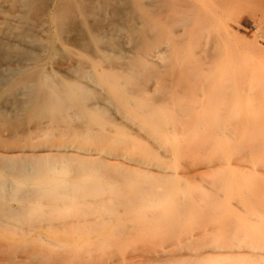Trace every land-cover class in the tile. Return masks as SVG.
I'll list each match as a JSON object with an SVG mask.
<instances>
[{"label":"bare ground","instance_id":"obj_1","mask_svg":"<svg viewBox=\"0 0 264 264\" xmlns=\"http://www.w3.org/2000/svg\"><path fill=\"white\" fill-rule=\"evenodd\" d=\"M234 7L258 19L264 41V0H0V264H95L98 260L107 264V258L120 259L117 249H125L130 258L134 255L130 249L144 250L140 255L149 253L148 258L155 259H148L150 264H198L177 244L178 253L169 255L159 254L155 245H173L174 240L180 244L190 236L189 225H184L197 222L202 225L195 228L221 221L223 248L248 239L256 241L257 249L264 248V225L258 226L260 237L249 230L244 233L246 224H264V85L253 87V82L248 87V71L233 58L230 63L225 55L229 61L222 63L221 41L227 34L220 22ZM246 96L255 101H247ZM200 97L205 99L200 105L203 113ZM239 97L247 101L244 107L249 103V111L234 113L244 103ZM187 99L199 103L192 106ZM232 101L241 104L233 108ZM252 103L256 115L250 112ZM187 115L191 118L185 122ZM210 117L220 118L216 131L204 130ZM130 128L140 139L131 136ZM216 137L226 144L222 148L228 149V159L234 158L236 172L222 184L228 189L225 207L231 212L221 219L213 206L216 199L219 205L224 202L221 195L215 193L217 198L211 199L214 194L190 186L188 197V185L119 156L131 153L160 165L173 157L184 164L187 157L215 147ZM144 138L148 144L142 142ZM253 158L261 167L241 166ZM220 166L212 165L204 173L217 172ZM251 174L254 181L243 183ZM167 202L171 206L161 211ZM204 204L212 207L202 209ZM246 209L253 214L243 221L245 216H240ZM39 228L52 234L60 229L69 232L68 240L91 233L99 236L90 245V239L87 244L83 239L78 244L52 243L44 231L33 235ZM200 233L194 234L200 238ZM206 241L209 245L210 239ZM196 243L190 239L178 245L186 250ZM220 255L222 264H248L254 257L264 261L261 250L250 256L245 253L248 260L236 251Z\"/></svg>","mask_w":264,"mask_h":264},{"label":"rangeland","instance_id":"obj_2","mask_svg":"<svg viewBox=\"0 0 264 264\" xmlns=\"http://www.w3.org/2000/svg\"><path fill=\"white\" fill-rule=\"evenodd\" d=\"M232 10H229L223 17H222V19H226V21H227V23H225V21H223L222 19H221V22H220V24L222 25L223 23V25H222V27H223V30H224V32H223V34H227L226 35V38H222V41H223V43H222V41H221V52H222V63L223 64H227L228 63V61H229V59L227 60V56H229L230 57V63H237L238 64V66L240 67V68H242L246 73H247V71H248V73H249V78H247V80L245 81V83H247V85H248V87H250L251 85H252V83L254 82V84L252 85L253 87H259V86H263L264 85V83H262V82H264L263 80H264V51L263 52H260L261 51V48H262V50H263V48H264V41L262 40V39H260V37H259V35H260V30H258L259 28L257 27V21H258V19L256 18L255 19V17H252L253 15H251V14H249V13H243V11L241 10V9H239L238 7H234V8H231ZM223 21V22H222ZM224 25H226L225 27H224ZM229 31V32H228ZM256 33H258V34H256ZM234 35V36H233ZM230 38H229V37ZM258 38V39H257ZM255 40V41H254ZM248 41V42H247ZM247 42V43H246ZM258 42V44H259V46L260 45H262V47L261 48H259V46L256 44V43ZM249 43V44H248ZM255 43V44H254ZM247 48H246V47ZM258 48L260 49V51L258 50ZM258 51H259V53H258ZM225 55H227V56H225ZM228 57V58H229ZM233 58V59H232ZM231 59H232V61H234V62H231ZM262 69V70H261ZM250 71V72H249ZM262 71V72H261ZM252 72V73H251ZM258 72H260V74H257ZM247 73V74H248ZM251 73V74H250ZM252 74H257L256 76H259V79H258V77H256L255 75H253L252 76ZM251 76V77H250ZM261 76V77H260ZM263 76V77H262ZM254 77V78H253ZM254 79V80H253ZM263 79V80H262ZM250 82H251V84H250ZM206 99H208V97H205ZM239 98H242V99H240L241 100V103H243L242 105H240V106H243V105H247V101H248V97L246 96L245 98H246V100H245V98H243V97H239ZM252 98H254V97H252ZM200 104H199V109L200 108H202L200 105L201 104H203V101H205V99H204V97H200ZM204 99V100H203ZM237 99H238V97H237ZM237 99H235V100H237ZM250 99H251V97H250ZM249 99V100H250ZM203 100V101H202ZM239 100V101H240ZM253 102L255 101L254 99H251ZM188 101H190V99L188 100L187 99V102ZM194 102V105H196L197 103H199V102H196L195 100H193ZM201 101H202V103H201ZM239 101H237V102H239ZM236 102V103H237ZM246 102V103H245ZM257 102V101H256ZM256 102L254 103V105H256ZM189 103V105H192L193 106V103H192V99H191V101L190 102H188ZM235 103V101H232V107L234 108L235 106L237 107L238 106V104H241L240 102L238 103V104H236ZM251 103V102H250ZM198 105V104H197ZM196 105V106H197ZM205 105L206 106H204V107H208L207 105H208V102H205ZM252 105H253V103H252ZM254 105H253V110L252 111H250L251 113L253 112V111H255V110H258V109H255L254 108ZM225 106V105H224ZM239 106V107H240ZM238 107V108H239ZM238 108H236V110L234 111V113L236 112L237 114H239V113H243V111H241V110H243V109H250V106H249V103H248V107L246 108V107H240V109H238ZM252 108V107H251ZM258 108V107H257ZM246 110V111H249V110ZM259 109H260V107H259ZM202 111H200V110H196L195 109V111H197V112H202L203 113V111H204V109L202 108L201 109ZM211 110V109H210ZM232 110V109H231ZM234 110V109H233ZM213 111V110H212ZM212 111H211V113L210 114H212ZM194 112V111H193ZM192 112V113H193ZM196 112V113H197ZM199 112V113H200ZM231 111L229 110V113H230ZM257 112V111H256ZM256 112L255 113H252V114H254V115H256ZM195 112L193 113V114H196ZM208 113H209V111H208ZM228 113V112H227ZM229 113L227 114V115H229ZM258 113V112H257ZM230 114H233V113H230ZM249 115H250V113H249ZM189 116H191V115H189ZM252 115H250V117H251ZM255 117V116H254ZM187 118H191V117H188V115H187V117L185 116L184 117V121L186 122V119ZM218 117H215V119L213 118V119H211V117H210V120H206V122H208L207 124L208 125H205V126H207L206 127V129H204V130H209V132H210V130H214V131H216L217 129H219L218 127H219V125L217 126V124L219 123L218 121H220V118H218L219 120H216ZM231 118V117H230ZM226 119H228V118H226ZM225 119V120H226ZM250 119H254V118H250ZM189 120H191V119H189ZM224 120V119H223ZM221 121H222V119H221ZM213 122V123H212ZM217 122V124H215ZM215 126V127H214ZM205 128V127H204ZM264 128V127H263ZM262 128V129H263ZM131 129V131H129L130 132V134H131V136L133 135H135L134 137H137V133H135L133 130L134 129H132V128H130ZM129 129V130H130ZM216 129V130H215ZM264 130V129H263ZM132 132H134L133 134H132ZM212 132V131H211ZM229 134H232L231 132H228ZM138 138V137H137ZM217 138V137H216ZM138 139H140V136H139V138ZM145 140H147V139H145L144 138V140L142 141V142H144L145 144L147 143ZM219 139L217 138L216 140L214 139V143H213V145H215V147L214 146H212V144H211V146H212V148L210 147V149H209V147H208V152H204V155L203 154H201L200 156H196V157H193V155H191V157H192V160H191V157L190 158H186L185 159V161H184V164H183V162L181 161H177L178 159H176L175 158V161L177 162H175L174 161V158L172 157V158H170V159H168V158H165L164 160H166V162H168L169 164H167L166 163V165H160L159 163H156V162H153V161H147V160H140L137 156H135V155H132L131 153H119V156H120V158L121 159H124V161H126L127 163H130V164H132V165H135V164H141L142 165V167L143 168H145V169H148V170H153V172L154 173H158V171H161L164 175H166V179H169V178H172V177H174V178H172L171 180H173L174 182H176V183H180L181 185L183 184L184 186H187L185 189L187 190V192L188 193H190L189 194V196L188 197H190L191 196V191H189V190H191L190 188L192 187V189L194 190V189H196V188H199V191H201V193H203V192H205L206 191V193H208V195L209 194H211V195H215L214 197H212L211 195V199L212 198H214V199H216L217 197H216V194L215 193H217V195L219 194V195H221L222 197H224V195L226 194V196H227V193H228V189L227 190H225V188H224V186L222 185V184H224L223 183V181H225V178H231V179H233L234 177H236V172H234V162H233V160H234V158H230V159H228V157H230V156H228V149H223L224 147L226 148L227 146H226V144H224V142L223 141H218ZM148 141V140H147ZM149 142V141H148ZM148 144V143H147ZM222 145H224V146H222ZM219 147V148H218ZM223 147V148H222ZM215 148V149H214ZM221 149V150H220ZM223 149V150H222ZM216 151H218V152H216ZM221 151H222V153H221ZM227 152V153H226ZM215 153H216V157L214 158V159H212L213 158V156L215 155ZM231 153V151L229 150V154ZM219 154L223 157V155L225 156V157H218L219 156ZM223 154V155H222ZM205 155H208V156H205ZM232 156V155H231ZM205 157V158H204ZM189 159H190V161H189ZM227 159L228 160H230L231 162L229 163V161H227ZM168 160H170V162L168 161ZM194 160V161H193ZM253 160H256L255 162L253 161ZM253 160H249L251 163H249V161L248 162H246V161H243V163H241V166H243V167H247L248 166V168L250 167H252V170H254L255 168H259L258 166H260L261 167V165L259 164V162H258V160L257 159H255V158H253ZM188 163H187V162ZM196 161H197V164H196ZM177 164V166H179L180 165V163H181V165H183V167L181 166V168H180V171L178 170L179 168L176 166V165H174L175 163ZM191 162V163H190ZM194 162V163H193ZM252 162H254V164L256 163L257 164V166L255 167V165L254 164H252ZM170 163H171V165H170ZM186 163V164H185ZM226 163V165H222V164H225ZM229 163V164H228ZM232 163V164H231ZM212 165H218V166H220L221 168H220V170H218L217 172L216 171H213V172H206V173H204V169H206V168H209V167H211ZM191 166V167H190ZM223 166H225L227 169H229L228 167H230L232 170H233V172L231 171V170H229V172L231 173V174H229V173H227L228 172V170L227 169H222V167ZM172 169H171V168ZM177 167V168H176ZM189 167V168H188ZM225 167H223V168H225ZM184 170H183V169ZM189 169H190V171H189ZM195 170V172H196V170H200L201 171V173L200 172H196V173H194V170ZM191 170H192V172H191ZM190 172V173H189ZM182 173V174H181ZM184 173H186V174H184ZM189 173V174H188ZM213 173H215V174H213ZM200 174V175H199ZM249 174V173H248ZM186 175V176H185ZM202 175V176H201ZM213 175V176H212ZM230 175V176H229ZM254 175V174H253ZM192 178H191V177ZM201 176V177H200ZM175 177H176V179H175ZM188 179H187V178ZM199 177V178H198ZM205 177V178H204ZM215 177V178H214ZM253 176H252V174L251 175H247V177H245L246 178V180L244 181L243 180V183H246V184H248L249 182H253L254 181V179L252 180V179H250V178H252ZM204 178V180L203 181H201L202 179ZM206 178H208V179H206ZM211 178H213V179H211ZM248 178L250 179V181H248ZM187 180H189V181H187ZM194 180H197L198 181V183H196V181H194ZM210 180H213V181H211V182H209ZM180 181V182H179ZM199 181H200V183H199ZM216 181H218V182H216ZM205 182H208V184H204ZM213 182V184H211ZM214 182H215V184H214ZM187 183V184H186ZM217 183H218V185H217ZM196 184V185H195ZM199 186H198V185ZM210 184H211V186H213L214 185V188L213 187H211L210 186ZM221 184V185H220ZM182 185V186H183ZM216 185H217V187H216ZM191 186V187H190ZM204 186H206V187H210V191H208V188H206V189H203L202 187H204ZM196 187V188H195ZM213 188V189H212ZM212 189V190H211ZM215 189V190H214ZM197 190V189H196ZM205 190V191H204ZM203 191V192H202ZM226 191H227V193H226ZM198 192V191H197ZM221 192H222V194H221ZM225 193V194H224ZM202 196H205L206 194H201ZM220 196V197H221ZM193 197V196H192ZM192 197L190 198V199H192ZM219 198L220 200H224V202H222V204L221 205H219L218 203H220L219 201H216V200H218V199H216L214 202H213V206H214V209L215 208H217V210H219V211H223V213H221V214H219L220 212L219 211H217L216 209V211L215 212H217V214H216V216H218V218L219 219H221L222 217H224L225 215L227 216V214H229L231 211L228 209L227 210V208L228 207H225L226 206V201L228 200V196L227 197H224V198ZM227 199V200H226ZM228 202V201H227ZM235 203H237L236 201H235ZM169 204V206H171V204H170V202H167V203H165V205H164V203H163V205H162V207H158L161 211H165L166 210V208L168 207L169 208V206H167ZM206 204V203H205ZM205 204H204V206H202L201 208L202 209H204V208H211L212 206L211 205H206L205 206ZM236 205V204H235ZM157 205H155V207H156ZM160 206V205H159ZM221 207V208H219V207ZM225 207L226 209H224L223 207ZM121 210H122V208H120ZM214 209H211V213L214 211ZM224 209V210H223ZM168 210V209H167ZM213 210V211H212ZM225 210H227V211H225ZM207 211V210H206ZM227 212V213H226ZM244 213H242V215L240 216V217H244V219L242 218V220L243 221H246V220H248V218H252V217H249L250 216V214H248V213H252V211H249V210H247L246 209V211H243ZM247 214H248V216H247ZM253 214V213H252ZM251 214V216H253ZM257 214H259V213H256V214H254V216L253 217H256L257 216ZM263 214H264V212H263ZM213 215V214H212ZM215 215V214H214ZM225 216V217H226ZM248 218H247V217ZM262 216V215H261ZM214 217V216H213ZM259 217V216H258ZM263 217V216H262ZM260 218V217H259ZM218 219V220H219ZM246 219V220H245ZM262 219V218H261ZM220 221V220H219ZM193 223V222H192ZM195 223H196V221H195ZM199 225L201 224L200 222H197ZM196 223V224H197ZM254 223V224H253ZM252 224H246V230L244 231V233H245V235H246V233L248 232V230H249V234H252V233H254L253 235H256V233H259V231L260 232H262V229L261 228H259L260 226H262V225H264V224H262L261 222H253ZM196 224H192L191 225V223H189V224H185L184 226H186V225H191L190 227L189 226H186V227H188L189 229H190V232H188L189 234L188 235H190V236H188L187 238H189V239H183V240H181V241H183V242H181L180 244H179V241H176V240H174L175 241V245L173 244L172 245V242L170 243V242H168V243H166V244H162V242L161 243H159L158 244V242L155 244L158 248H156V246L154 247V248H156L157 249V251H159V254H161V255H169V254H174V252L176 251L177 252V249H182L181 251L183 252V254L184 255H191L192 254V256H194V258L192 259V260H195V259H197L199 262H200V264H203V262H201V261H208V264H212L211 262H213L214 260H215V262H217V261H219L220 259H221V257H222V261H223V256H221L220 254L221 253H226V252H230V251H236V252H240V253H242V255L243 256H245L244 254L245 253H247L248 255L247 256H250V254L251 255H254L255 253H258L260 250L262 251V252H264V248L263 249H257V246H256V241H253V240H249L248 239V241L247 242H243V243H240V242H238V243H236L235 245H233V246H231L230 247V245L229 246H226L225 245V248H223L221 245L222 244H220L219 245V242L221 243V234H222V231H220L221 229H222V224H221V221L220 222H211V223H206V224H203V226H204V228L206 229V230H209V231H206L203 227H199V226H196V228H195V225ZM197 224V225H198ZM213 224V225H212ZM217 224V225H216ZM194 225V228L195 229H197L196 230V232H195V229L192 227ZM202 225V224H201ZM210 225V226H209ZM215 225V226H214ZM257 227H256V226ZM41 225H39V227H40ZM259 226V227H258ZM216 227V228H215ZM244 227V226H243ZM211 228H212V231H211ZM250 228V229H249ZM192 229H194V230H192ZM214 229V230H213ZM220 229V230H219ZM245 229V228H244ZM253 229V230H252ZM41 229L39 228V229H36V231H33V235L34 236H36L37 235V233H40V232H42V231H44V230H42V231H40ZM258 230V231H257ZM50 231V230H49ZM49 231H44V232H42L44 235H45V237L50 241V242H56V243H58V242H62V241H66L65 243H69V242H73V243H76V244H78V242L80 241V240H85V241H83V242H87L89 245H90V243L92 242L93 243V241H96L97 240V237L99 236V234L98 233H91V235H82L81 237H77L78 238V240L77 239H75V237H72V238H69L70 240H68V237H70V236H66L67 235V233H69V232H65L64 231V233H63V231H61V229L60 230H54V234H52V230L49 232ZM201 231H203V232H201ZM257 231V232H256ZM160 232V231H159ZM200 234H202V236H204V237H202V236H200V238H199V236H197L199 233ZM264 232V231H263ZM52 235H51V234ZM61 233H63V234H61ZM193 233V234H192ZM194 233H196V234H194ZM209 233V234H208ZM221 233V234H220ZM205 234H208L209 235V238H208V235H205ZM261 233H259V236L258 237H260L261 235L264 237V235H263V233L260 235ZM53 235L55 236V238L58 240V239H60V240H58V241H56V239H54V237H53ZM158 235H159V233L157 232V234H156V236H155V234H154V236L157 238V239H159V237H158ZM160 235H161V232H160ZM159 235V236H160ZM194 235H196V236H194ZM57 236V237H56ZM163 236V235H162ZM162 236H161V238H162ZM247 236H248V234H247ZM246 236V237H247ZM252 235H249V237H251ZM59 237V238H58ZM198 237V238H197ZM203 239H202V238ZM205 237H206V239H210V242H209V245H208V241H206V239H205ZM242 237L244 238V236L242 235ZM249 237H247V238H249ZM253 237V236H252ZM251 237V238H252ZM63 238V239H62ZM155 238V239H156ZM197 238L198 240H195V239ZM243 238L241 239V240H243ZM250 238V239H251ZM53 239H54V241H53ZM65 239V240H64ZM87 239H90V242H89V240H87ZM164 238H162V240H163ZM182 239V238H181ZM194 240V241H196L197 243H196V245H195V247H194V245H193V248H191V249H189V247L188 248H186V250H184L185 248H180V246L179 245H183V244H185V241L186 242H188L189 240ZM218 239L220 240V241H218ZM253 239V238H252ZM75 240V241H74ZM87 240V241H86ZM178 240V239H177ZM185 240V241H184ZM200 240H202L201 241V243H202V245L200 244V242H198V241H200ZM203 240H204V242L206 241V244L203 242ZM257 240H259V239H257ZM133 241V240H132ZM215 241V242H214ZM217 241V242H216ZM261 241H263L264 242V240H262L261 239ZM176 242H178V243H176ZM80 243H82V242H80ZM79 243V244H80ZM85 243L84 244H82V245H85ZM86 243V244H87ZM91 243V244H92ZM132 243V242H131ZM194 243V242H193ZM198 243H199V245H200V247H199V245H198ZM245 243H247V244H245ZM253 243V244H252ZM141 244V243H140ZM168 244V245H167ZM172 245V246H170V245ZM176 244H177V247H176ZM179 244V245H178ZM212 244V245H211ZM243 244V245H242ZM165 245H166V247H165ZM264 245V244H263ZM163 246V247H162ZM178 246H179V248H178ZM196 246H198V248L196 247ZM256 246V247H255ZM175 247L177 248V249H175ZM110 249L112 248V247H109ZM194 248H196V250H194ZM158 249H160V250H158ZM163 251H162V250ZM173 249H175L174 251H172ZM193 249V250H192ZM106 250V249H105ZM107 250H108V247H107ZM119 249H117L116 251H117V253L119 254V256H120V259H119V257L117 258L115 255H117V254H115L114 256L116 257V258H114L115 260H119V262H120V264H121V262H122V264H139V262H141L142 264H146L147 263V260L149 259L150 261H152L153 262V260H155L154 258H151V257H149L148 258V256H150L149 255V253H147L148 254V256L146 255V253H144L143 255L141 254L140 255V253L142 252L143 253V251L141 250V249H139V250H141L140 252H138L139 250L137 249V252H136V250H132L131 251V249H130V252H131V254H133L134 253V255H135V253L138 255H132L134 258L135 257H137L138 259L140 258V260H138V259H134L133 258V260H132V256H131V258L129 257V255L128 254H126V255H124V253L126 252V253H128L127 251H125V249H124V251H123V249H120L119 251H118ZM129 251V250H128ZM160 251L162 252V253H160ZM168 251H172V253L170 252H168ZM180 251V252H181ZM258 251V252H257ZM253 252H255V253H253ZM139 253V254H138ZM166 253V254H165ZM178 253V252H177ZM186 253V254H185ZM211 253V254H210ZM101 254V252L99 253V255ZM205 254L206 255H208V256H206V259H204L203 257H205ZM213 254H214V256L215 257H213ZM97 255H98V253H97ZM124 255V256H123ZM139 255H140V257H139ZM202 255H204L203 257H202ZM210 255V256H209ZM144 258H143V257ZM146 256V257H145ZM199 257V258H196V257ZM225 256V255H224ZM112 257V256H111ZM127 257V258H126ZM155 257V256H154ZM185 257V256H184ZM189 258H191V256H188ZM146 258V259H145ZM214 258V259H213ZM217 258V259H216ZM220 258V259H219ZM244 258V257H243ZM245 258L247 259V257L245 256ZM252 258V260H253V256L251 257ZM257 257H254V260L256 259ZM113 259V258H112ZM112 259L110 258V259H106L107 260V264H109V262H112L111 264H116V263H118L119 264V262H117V261H115L114 259H113V261H112ZM126 259L127 260H132L131 262H128V261H126ZM142 259L143 260H146V263H144L145 261H142ZM153 259V260H152ZM211 260V262H209V260ZM248 259H250L249 257H248ZM247 259V260H248ZM259 260H257V261H259V262H257L256 260L254 261H252V263L253 262H257L258 264H264V261L262 262V257H261V259L262 260H260V258H258ZM108 260H109V262H108ZM124 260H125V263H124ZM129 260V261H130ZM191 260V259H190ZM189 260V261H190ZM197 260H195L194 262L195 263H197ZM246 260V261H247ZM149 261V262H150ZM206 261H205V263H206ZM222 261L220 262V264H222ZM97 262V264H101L100 262H101V260H98V261H96ZM96 262H95V264H96ZM99 262V263H98ZM147 263V264H150V263ZM151 262V264H153ZM193 262V261H192ZM199 262H198V264H199ZM251 263L249 260L246 262V263ZM106 263V262H105ZM140 263V264H141ZM204 263V264H205ZM218 263V262H217ZM216 263V264H217ZM248 263V264H249ZM251 263V264H252ZM257 263H255V264H257ZM194 264V263H193ZM213 264H214V262H213ZM254 264V263H253Z\"/></svg>","mask_w":264,"mask_h":264}]
</instances>
